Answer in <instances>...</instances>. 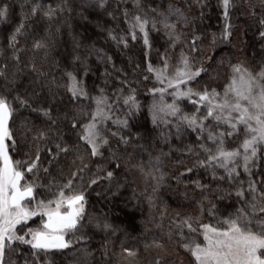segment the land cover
I'll return each mask as SVG.
<instances>
[{"label":"snow or ice","instance_id":"obj_1","mask_svg":"<svg viewBox=\"0 0 264 264\" xmlns=\"http://www.w3.org/2000/svg\"><path fill=\"white\" fill-rule=\"evenodd\" d=\"M246 2L245 15L255 17L264 41V0ZM205 6L192 17L175 0H125L114 10L109 0L75 6L37 0L8 33L0 46V264H57V258L63 264L69 256V264L113 257L116 264H136L140 249L122 244L115 251L119 226L111 212H89L90 197L95 192L112 211H123L131 200L138 201L133 207L147 201L151 210L165 186L196 208L177 211L166 233V211L159 221L150 211L160 234L143 245L152 257L148 264H173L177 249L190 255V264H264V47L251 63L217 56L216 46L233 35L236 0H218L224 23L207 47L203 35L193 32L189 39L196 20L205 18ZM77 8L86 23L90 9L115 22L102 30L117 50L140 45L144 67L128 58L133 76L141 70L139 77L129 79L112 55L75 36L71 59L56 58L57 34L71 28ZM10 20L11 5L0 0V25ZM152 33H162L167 44L163 53L155 49L158 63ZM24 53H30L27 59ZM93 57L105 65L102 73L93 68ZM94 71L102 84L88 83ZM148 80L154 82L145 89L150 100L142 102L133 85ZM173 138L187 160L176 161L183 170L168 172ZM154 141L170 150L156 154ZM129 175H138L144 187L126 197ZM96 236L99 247L92 248Z\"/></svg>","mask_w":264,"mask_h":264},{"label":"trees","instance_id":"obj_2","mask_svg":"<svg viewBox=\"0 0 264 264\" xmlns=\"http://www.w3.org/2000/svg\"><path fill=\"white\" fill-rule=\"evenodd\" d=\"M11 5V20L8 24L0 25V46L6 44V37L12 28L21 22L24 15L29 12L31 5L37 0H6ZM43 4L52 3L55 5L59 3L60 0H38ZM82 0H69V3L73 6L78 5ZM145 3H150L151 0H144ZM177 6L183 7L185 11L192 17H198L199 11L202 5L203 11L205 13V18L203 21L200 19L196 20V23L192 26V30L188 32V38L190 39L193 32L197 35H203L204 46L207 47L208 41L210 40L211 33L219 34L223 27V19L220 17V8L218 5V0H200L198 3L197 0H175ZM238 8L233 10L232 13V24H233V35L230 40L226 43H220L216 46V54L219 55H228L233 59L247 60L249 63L255 58L259 60L262 55V47H264V41H261L257 35L258 24L256 23L255 17L247 16V2L246 0H236ZM258 2V0H257ZM110 8L109 10L116 9L117 4H120L122 9L125 6V0H109ZM127 4L131 3V0H126ZM191 5L189 10L188 6ZM80 11L79 8L76 9V12L72 14V18L68 20V23L71 24V28H63L60 34H57V43L55 46V55L57 59H60L62 62H67L71 59L73 54V36L77 40H83L85 43H94L97 48H103L105 52L109 55H112L116 64L117 69L123 68L129 74V79L135 80L140 76L141 70H136V76H133L134 64L129 62V57H132L134 61L141 63V69L144 67L143 56L141 54L140 45H136L130 50H125L121 52L111 44L106 38V33L102 30L105 26L115 27L116 24L111 20L110 17L105 16L103 13H98L96 10L90 9V21H83L77 13ZM119 16V12H117ZM61 20H64L65 17H61ZM27 23H31L29 20ZM121 28L126 27V25L121 20L119 22ZM46 27V24L43 22L40 25L41 31ZM55 28V25H53ZM152 38L154 40V51L152 53L153 63H158L157 53L155 49H159L161 53L167 47L164 39L161 34L152 33ZM23 44V41H21ZM30 43V42H29ZM199 43V41H198ZM30 53H24V58L27 59ZM39 59V56L37 57ZM93 68H99V73H102L105 65H97L95 58L92 60ZM63 66V63H62ZM109 71L111 72V66L109 65ZM99 73L93 72L89 77L88 83L91 85L94 81L97 84H102V77L97 78ZM113 76L118 73L113 72ZM59 75V73H57ZM210 75L214 76L215 73L210 70ZM204 81L212 83V80L209 76H204ZM154 82L152 80L142 81L139 85L134 84L133 86L138 87L139 89V99L143 102L150 100V97L147 96L145 91L146 88H151ZM215 86V84H213ZM185 110L191 111V106L187 105L185 102ZM28 113L25 112L24 116H27ZM22 117H18L19 119ZM151 128V124L148 125ZM157 138L159 137V130L154 134ZM73 139L75 137L73 136ZM185 143H188L189 140L186 138ZM173 154L165 160L166 168L168 172H175L177 170H183V165H177L176 161L178 159L187 160L186 156H182L179 149L183 147L179 141L174 138L170 141ZM153 148L156 154H159L160 149L164 152H168L169 147L160 142L159 146L155 145L153 142ZM144 159H147V154L144 155ZM197 178V177H193ZM259 178V177H257ZM129 187L125 193L126 197H131L133 190L135 189L137 193L144 187L143 181L139 179L138 175H129L128 176ZM105 185H101L96 189V191H101ZM92 207L89 208V212H111L110 218L113 219V222L119 226L120 232L118 233V239H116V248L115 251L118 253L120 251L121 245L128 246L131 248L140 249V259L136 264H148V261L151 260V254L145 252L143 245L147 240H150L153 236H156L159 233L153 223H151L149 213L156 217V220H160V213L166 211V215L163 219L164 232L168 230V225L170 219L175 215L177 211L183 212H192L195 210L196 205L191 204L188 201H185L182 195L177 194L173 190H169L165 186L160 200L157 202L155 209H149L147 201L139 202V207H133L137 205L138 201L131 200L129 206L124 208L121 211L120 208H116L112 211V205L108 201L103 199H97L95 192L92 193L90 197ZM222 212H225V205H219ZM232 209H228L231 211ZM205 219H208L207 214H205ZM101 237L96 236L92 241L91 247L98 248ZM72 259L71 256L64 259L63 264H69V261ZM97 259L99 260V253H97ZM171 260L173 264H190L191 257L183 249H177L176 252L172 255ZM57 264H60V258H57ZM100 264H116V258L113 257L110 262L101 261Z\"/></svg>","mask_w":264,"mask_h":264}]
</instances>
